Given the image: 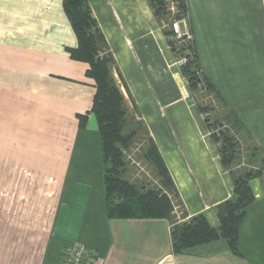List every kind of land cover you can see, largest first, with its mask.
I'll use <instances>...</instances> for the list:
<instances>
[{
    "label": "crops",
    "instance_id": "1",
    "mask_svg": "<svg viewBox=\"0 0 264 264\" xmlns=\"http://www.w3.org/2000/svg\"><path fill=\"white\" fill-rule=\"evenodd\" d=\"M86 1L178 193L174 221L202 215L217 229V206L235 198L231 179L168 46V23L147 0ZM185 2L200 70L241 121L246 153L263 158L264 0ZM76 45L62 0H0V264H60L72 245L92 253L84 264H264V172L249 181L240 256L223 239L173 254L169 221L107 219L95 90L86 64L69 58Z\"/></svg>",
    "mask_w": 264,
    "mask_h": 264
},
{
    "label": "trees",
    "instance_id": "2",
    "mask_svg": "<svg viewBox=\"0 0 264 264\" xmlns=\"http://www.w3.org/2000/svg\"><path fill=\"white\" fill-rule=\"evenodd\" d=\"M167 1L147 0L153 17L157 21L168 23L164 36L174 57L183 55L185 58L179 70L192 98L196 102L198 90L212 94L225 109L222 121L234 131L233 135L227 130L221 131L219 136L210 133V130L216 127L214 123L210 124V108L196 102L199 112L204 115V123L209 130L210 139L217 147L220 162L230 176L235 198L217 206L219 221L217 229L210 227L202 215L194 216L187 222L174 221L175 212L183 210L182 203L154 142L148 137L142 122L134 119L132 115L136 113V107L117 71L114 59L87 1L62 0L64 14L77 42L75 48L67 49L69 58L86 64L85 77L93 81L95 90L90 113L96 119L101 143L106 217L169 221L173 225L170 231L173 254H180L186 249L223 239L229 251L240 256L239 229L246 209L254 202L249 181L261 177L263 168L257 171L234 168L238 158L235 135L243 129V125L233 111L228 109L211 81L200 70L192 39L179 43L174 40L169 26L170 13L167 9ZM171 1L176 11L173 14L174 20H186L185 0ZM121 87L126 93L130 106ZM86 117L87 114L77 115L80 128L84 127ZM141 131L143 135L140 134ZM141 139L145 147L140 158L151 167L156 184H136L125 179L128 166L125 154L131 151L136 141ZM251 156L254 154L252 153ZM261 162L264 163V157Z\"/></svg>",
    "mask_w": 264,
    "mask_h": 264
},
{
    "label": "rangeland",
    "instance_id": "3",
    "mask_svg": "<svg viewBox=\"0 0 264 264\" xmlns=\"http://www.w3.org/2000/svg\"><path fill=\"white\" fill-rule=\"evenodd\" d=\"M167 9L170 13L169 18H170V24H171L174 21L173 14L176 13L174 4L172 3L171 0L167 1ZM183 59H184L183 55L182 56L178 55L175 57V63ZM195 99L198 104L202 106H207L210 108V112H209L210 124L214 123V125H216V127L214 126V128L210 130V133H214L219 136V133L221 131L227 130L232 135L234 134V131L230 128V126L222 121L221 116L223 114L224 109L222 105L216 100V98L212 94L204 90H198V92L196 93ZM140 134L143 135V132L141 131ZM142 139H143V136H142ZM142 139L134 143L130 151L131 154L128 153L129 156L126 154L125 155L128 156L127 161L128 163L131 164L129 166V171L133 172L134 174L135 172L139 173V175L134 177L133 181L136 183H139L140 181H142L150 185V184H154L153 180L155 179H154L151 167L147 165L146 163H144L140 158L141 152L143 151L145 147V144H142L141 142ZM235 139L237 141V146H238V150H237L238 158H237V162L234 168L236 170L245 169V170H253V171H257V170H260V168H263L262 171L264 172V163L261 162L262 158L259 159V157L255 158L254 156H251V158H249L250 157L249 153L248 154L246 153V147L243 146V143L241 139H239L238 134L235 135ZM254 150L256 151L257 149L253 148L251 153H254L255 155L257 153H255ZM125 179L129 180L127 179V177H125Z\"/></svg>",
    "mask_w": 264,
    "mask_h": 264
},
{
    "label": "built area",
    "instance_id": "4",
    "mask_svg": "<svg viewBox=\"0 0 264 264\" xmlns=\"http://www.w3.org/2000/svg\"><path fill=\"white\" fill-rule=\"evenodd\" d=\"M170 30L172 31L174 40L178 43L191 39L188 24L185 19L174 20L170 24ZM184 62L185 58L176 62V64L180 67ZM91 257L92 253L88 252L83 246L72 245L63 250L60 264H84Z\"/></svg>",
    "mask_w": 264,
    "mask_h": 264
}]
</instances>
